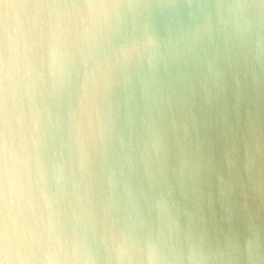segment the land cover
Here are the masks:
<instances>
[{
  "label": "water",
  "instance_id": "1",
  "mask_svg": "<svg viewBox=\"0 0 264 264\" xmlns=\"http://www.w3.org/2000/svg\"><path fill=\"white\" fill-rule=\"evenodd\" d=\"M0 264H264V0H0Z\"/></svg>",
  "mask_w": 264,
  "mask_h": 264
}]
</instances>
